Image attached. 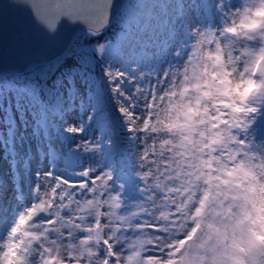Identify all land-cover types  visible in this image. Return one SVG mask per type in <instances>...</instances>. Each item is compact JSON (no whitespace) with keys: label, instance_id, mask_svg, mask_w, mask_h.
<instances>
[{"label":"snow or ice","instance_id":"1","mask_svg":"<svg viewBox=\"0 0 264 264\" xmlns=\"http://www.w3.org/2000/svg\"><path fill=\"white\" fill-rule=\"evenodd\" d=\"M9 3L15 7H29L36 22L49 36L56 35L62 19H66L71 24L84 23L88 34L95 36L107 25L113 0H9ZM246 3H248V0H246ZM231 7L230 0H187V2L186 0H176L177 19L181 22L188 21L189 29L196 24L211 25L217 18L224 16L227 9ZM239 15L238 23L234 21L231 27L224 29L225 32L231 33L236 38L229 41L230 45L235 44L241 37L255 39L256 35H259L261 39H264V0H251V5L245 7ZM198 16H211V19L196 22ZM201 35L205 34L202 33ZM209 42H214V38ZM215 42L217 44L216 54L201 57L205 61L204 71H199V64H197L193 67L191 75L188 74L187 69L185 72L186 80L197 81L193 87L198 95L190 97L185 102L183 97L188 90L183 89L180 92L181 100L178 103L173 102L171 99L169 101L166 127L170 131L177 130L181 133V144L178 145L183 149L178 153L181 156L186 155L187 148L192 143L191 133L196 130V124L205 122L203 117L208 109L201 110L197 107L202 98H211L214 102L223 104L224 107L230 109L229 118L223 122L230 126L240 127L243 130L244 138L237 141L240 145L245 146L248 134L251 132L253 139L259 134L261 147H264V108L248 105L249 98L264 102V47L259 50L249 47L238 49L240 55L235 57L232 56L230 51L228 60L225 61L222 58V49L219 42ZM80 47L81 41L73 37L69 49L66 50L67 54L52 61H40L38 72L18 71L11 78L6 74H0V108L4 109L5 115H7L10 102L12 107L15 108L17 103L23 104L25 98L29 95L37 98L54 95V103L59 102V109L55 113L57 116L78 108L77 97H79L82 90L81 85L91 75L84 65L76 61L73 56V52H79ZM95 50L97 57L101 56L104 52V45L97 43ZM176 55L178 58H182L180 50H177ZM242 57L247 58L244 60V71L240 73L238 80L233 79L231 78L232 73L226 70V65L235 64ZM208 60L212 61L214 71H208ZM77 69L80 71H76ZM257 76L259 77L258 80L256 79ZM82 77H87V79H82ZM103 77L111 94L115 111L119 113L120 122L123 127L127 125L128 138L130 141H134L137 139V137L131 135L135 130L134 124L142 122L145 130L148 128L149 121L152 118L151 109L156 104V93L164 87V81L168 78L167 73L164 74V80H161L159 85L152 82L148 83L147 87H145V84L137 82L135 77H131L128 72L119 68L113 71L110 65L103 71ZM156 80H160V76ZM129 82L132 85L131 91L124 87ZM202 88L203 90H201ZM14 89H19V93L13 91ZM17 95L20 96L19 101L16 99ZM171 95L175 97L176 94L172 93ZM221 97H227V102L219 99ZM161 100H163V97H161ZM141 104L146 105V108L142 109ZM96 111L95 104L90 106L85 113V121L92 120L96 115ZM217 112L220 114L219 108H217ZM44 115L47 117L49 114L45 113ZM197 116L202 118L196 120L195 117ZM207 119L216 120L218 116H209ZM212 127H215V125H212ZM63 131L69 136L79 137L84 128L81 124H67L64 125ZM38 133L44 149H37L35 154L36 167L31 169V172L34 174L36 181H39L43 174L45 181L48 183L47 186L37 183L36 190L39 191L42 187L52 186L53 183L55 186L52 188L49 199H42L39 203L33 202L31 206L25 207L15 217L14 223L7 232L6 240L3 244H0V248H2L0 250V264H28L27 257L33 250L32 245L34 242L44 241L47 244L57 245L58 250L57 240H50V234H57L62 239L72 240L74 235L72 228L79 229L81 222L86 219L82 215L72 216L73 206L77 205L78 210L82 213L89 212L94 206L93 201L90 199L87 204H82L78 197L85 193L89 196L96 195L97 189L101 190V199L111 192H117L118 195L113 197V203L108 208L101 206L100 211L106 212L107 216H101L99 220L95 221L94 226L85 229L87 232H93L94 230L96 232L97 250L94 253L89 252V264H97V261L92 259L93 256L102 258V264H109L110 260L119 264L120 257L114 250L112 243L118 229L111 227L102 229L101 225H111L113 221L109 220L108 217L117 216V210L120 207L119 199L126 189L125 181L121 180L118 175L121 171L112 164H105L96 168L81 166L78 171L69 173L66 169L52 163L56 155V149L50 140L47 119L39 126ZM203 135L204 133L201 132V136ZM232 139L235 140V137H232ZM104 142L113 151L116 150V145L111 138L106 137ZM211 142H220V137ZM97 147L98 144H93V140L81 138L69 145V151L88 153L95 151ZM205 147H210V144L205 145ZM42 151L45 160L44 166L40 165ZM38 166L43 168V173L39 171ZM203 166L211 167L208 161H200L196 167L200 169ZM260 167H264V165ZM218 171H222L228 178L221 179L220 176L212 177L209 175L207 182L211 183L215 179L224 185H233L240 190L233 196V199H242L245 205L250 204L252 207V211H246L245 213V220L251 225L248 229L250 235L247 244L248 251L252 254L256 251L257 241L264 244V235H257L255 229V226L259 223L260 232L264 233V215H261L260 207L264 205V184L258 185L255 183V176L250 167L244 164L232 168L223 166ZM102 181H105V183H101ZM243 181H247V184L245 185ZM77 189L82 191L78 192ZM139 191L144 190L140 189ZM219 194L217 193V195ZM20 198L21 196L18 195L17 199ZM109 208L112 210L109 211ZM65 210H67L69 219H65ZM199 211L200 209H197V212ZM253 212L256 213L255 216ZM40 213L45 215L37 222ZM128 219L125 216H118V221L121 223ZM149 227L155 229L156 226L149 225ZM104 231L112 232L113 235L100 239ZM192 231L195 232L196 228H193ZM184 242V240L180 241L181 244ZM85 243L87 241L81 240V244ZM40 248L43 253L49 254L47 257L42 256L44 264H65V262L58 259L57 255H52L53 249L46 247L45 243H41ZM102 248L108 250L107 254L102 251ZM82 259V256L79 260L76 257H68V261L73 262V264H79ZM129 264H131V259Z\"/></svg>","mask_w":264,"mask_h":264},{"label":"clouds","instance_id":"2","mask_svg":"<svg viewBox=\"0 0 264 264\" xmlns=\"http://www.w3.org/2000/svg\"><path fill=\"white\" fill-rule=\"evenodd\" d=\"M230 2L232 7L211 25L196 24L190 27L191 38L182 58L171 66H165L160 74V80L154 81L159 85L161 80H164V74L167 73L168 78L164 81V87L156 93V104L151 109L152 118L148 128L145 130L142 122L134 124L135 130L131 135L137 139L131 141L129 170L137 182L138 190L144 191H139L141 195L135 200L128 201L124 196L120 197L117 216L108 217L113 223L101 225L102 229L105 227L118 229L112 243L120 257L119 264H129L130 259L131 264H264V244L257 241L256 251L252 254L248 251L247 240L250 235L248 229L251 225L245 220V213L252 211L251 205H245L242 199H233V196L240 191L233 185H224L215 179L211 183L207 182L209 175L227 179L222 171H218L223 166L232 168L244 164L250 167L255 176V183L264 184V167H260L264 165V147H261L259 134L253 139L249 132L245 146L240 145L237 141L244 138L243 130L235 125L225 124L223 121L229 118L230 109L214 102L211 98H202L197 105L201 110L207 108L208 111L203 117L205 122L196 124V130L191 133L192 143L188 146L186 155H178L183 150L178 147L181 144V133L177 130L170 131L166 127L170 99L178 103L183 89L188 90L183 97L185 102L190 97L198 95L193 87L197 81L186 80L185 72L187 69L188 74L191 75L193 67L197 64H199L198 70L204 71L205 61L201 57L216 54L215 41L219 42L222 58L225 61L228 60L230 51L235 57L240 55L238 49L249 47L259 50L264 47V39L259 35H256L255 39L241 37L235 44H229L230 40L236 38L224 29L231 27L234 21L239 22V14L245 7L251 5V0H248V3L246 0H230ZM202 33L205 35H201ZM213 38L214 42H209ZM245 59L247 58L242 57L235 64L226 65V70L232 73L231 78L239 79L240 73L244 71ZM207 69L209 72L215 70L211 60L207 61ZM256 79L258 80L259 77L257 76ZM172 93L176 94L175 97H172ZM219 99L227 102L228 98ZM248 105L264 108V102L253 98H249ZM140 107L143 109L146 105L141 104ZM209 116H218V119L208 120ZM201 118V116L195 117L196 120ZM124 128L127 130V125ZM201 132L204 133L203 136ZM217 137H220V142H211ZM232 137H235V140ZM209 144L210 147H205ZM200 161L210 162L211 167L203 166L197 169L196 166ZM38 168L43 173V168L39 166ZM37 183L47 186L48 182L45 181L43 174L39 181L35 180L32 172L30 176L26 174L21 189L24 199L17 201L10 212L6 211L5 205L0 204V244L6 240L7 232L20 211L31 206L33 202L39 203L40 200L51 197L54 183L52 186L42 187L39 191L36 190ZM243 183L246 185L247 181ZM77 191L82 190L77 189ZM100 191L97 189V194L93 196L85 193L78 197L82 204H87L91 199L94 206L87 213L80 212L77 205L73 206L71 215H82L86 219L81 222L79 229L72 228L74 233L72 240L50 234V240H57L58 250L57 245L47 244L44 241L34 242L33 250L27 257L28 264H44L42 256L47 257L49 254L42 252L41 243L51 247L52 255H57L65 264H73L68 261L69 256L78 260L82 256L83 259L79 264H89V252L94 253L97 250L96 232L95 230L87 232L85 229L94 226L95 221L101 216H107L106 212L100 211L101 206L108 208L113 203V197L118 195L117 192H111L101 199ZM260 207L261 215H264V205ZM197 209L200 211L197 212ZM111 210L109 208V211ZM65 212V219H69L67 210ZM44 215L40 213L37 222ZM253 215L255 216L256 213L253 212ZM118 216L129 219L121 223L118 221ZM149 225L156 227L154 229ZM193 228H196L195 232L192 231ZM255 229L257 235H264L260 232L259 223ZM111 235L112 232L104 231L100 239ZM81 240L87 243L81 244ZM181 240L185 242L181 244ZM102 251L107 254L108 250L102 248ZM92 259L96 260L97 264H102V258L93 256ZM109 264L116 262L110 260Z\"/></svg>","mask_w":264,"mask_h":264},{"label":"rangeland","instance_id":"3","mask_svg":"<svg viewBox=\"0 0 264 264\" xmlns=\"http://www.w3.org/2000/svg\"><path fill=\"white\" fill-rule=\"evenodd\" d=\"M129 5L131 4L129 3ZM134 5L135 7L132 6L129 10L127 8L121 23L124 28L128 29L127 40L124 39L114 50L109 51V65H113V71L119 68L128 72L131 77H135L137 82L147 85L160 76L165 66H171L180 59L176 55L177 50H180L181 57L183 56L189 42V22H181L177 19L176 0H139ZM205 19L210 20L211 16H198L196 22ZM89 36L88 32L83 31L77 39L82 41V39ZM157 42L163 45V51H159L160 45ZM78 53L82 54L81 51ZM74 55L75 60H77L76 58H82V56H78L73 52ZM107 59L105 56L106 61ZM38 70V66H36L29 72H38ZM77 71L80 70L77 69ZM82 79H87V77H82ZM94 83L95 80L90 75L89 79L81 85L82 90L79 97H77L79 107L60 116L55 114L59 109V102L54 103V95L48 96V99L53 102L52 105L55 106L54 115L49 114L47 110L44 112V110L39 111L38 108L37 110L28 108L30 106L27 103L30 97H26L23 104L17 103L15 108L12 107L10 102L7 115H5L4 109L0 108V161L4 165V170L9 172L10 176L7 178L11 179H2L4 173L2 174V166L0 165V187L3 183L11 187L12 200L16 195L14 193H21L26 174L30 176L31 169L36 167L35 154L37 149H44L38 133L40 126L38 121L43 119H47L50 140L56 149L53 164L59 165L69 173L78 171L81 166L96 168L105 164H112L121 171L118 175L121 180L125 181L126 186L128 185L131 178L130 174L122 171V153H113L107 147L104 142L107 135L101 128L97 127V121L94 118L85 121V113L92 103L87 92L89 89L91 90V87L95 89ZM124 87L131 91V82L126 83ZM15 92L19 93V89ZM16 99L19 101L20 96L17 95ZM38 112L48 113L49 115L45 117L44 114L38 115ZM67 124H81L84 131L79 137L69 136L63 131L64 125ZM122 128V133L125 136L124 145L130 150L131 141L123 125ZM81 138L93 140V144H98L97 149L88 153L69 151V145ZM44 164L42 151L40 165L44 166ZM15 181L18 182V188L15 187ZM135 182L132 183L133 188L137 187V182L136 184ZM140 195L137 188L133 200L140 197ZM1 201L3 200L0 198V204ZM11 209L12 207L9 208L8 206L6 211L9 210L10 212Z\"/></svg>","mask_w":264,"mask_h":264},{"label":"water","instance_id":"4","mask_svg":"<svg viewBox=\"0 0 264 264\" xmlns=\"http://www.w3.org/2000/svg\"><path fill=\"white\" fill-rule=\"evenodd\" d=\"M124 2L113 0L109 21L103 29L109 26ZM85 29L84 23L71 24L62 19L56 35L49 36L29 7H15L9 0H0V74L25 71L30 65L55 59L68 48L73 37Z\"/></svg>","mask_w":264,"mask_h":264},{"label":"trees","instance_id":"5","mask_svg":"<svg viewBox=\"0 0 264 264\" xmlns=\"http://www.w3.org/2000/svg\"><path fill=\"white\" fill-rule=\"evenodd\" d=\"M136 1H139V0H126L123 8L119 12V14L116 16V18L112 21V24L109 26V28H107L104 32H102L98 35L92 36L88 39V44H89L91 50L93 51V55L97 59V62L99 64V71L96 68L95 62L92 59H90V57L88 55V50L85 47L81 46L85 57L80 59L79 63L82 65H85L84 67L86 69H88L90 74L95 75L94 78L96 80V85H97V88L99 90L97 92V94L99 95L98 100H97V106H98L99 116L101 117V125L102 126L104 124L108 125L107 131L109 132L110 138L114 142L118 141L117 136H116L115 126L118 127V133H119L118 138H119V140L125 139V136L122 135V133H121L123 131L122 130L123 128H122V124L120 122V117H119L118 112L115 111V108L113 106L111 94L108 91L106 84H105V80L103 77V71L105 69H107V67L110 63V56L108 55L109 51L114 50L117 45H120L123 42L124 39L127 40L128 29L124 28L123 24H121V23H122L123 17L125 16V12L127 11V8L129 10L130 8H132V6L135 7L134 4ZM144 1H146V0H144ZM129 3L131 5L128 6ZM97 43H102L104 45V52L99 57H97L96 50H95V45ZM157 44L162 46V44H160L159 42H157ZM105 56L108 58L107 61L105 60ZM74 57H75V55H74ZM103 83L105 85V88H106L105 91H106L107 96H108L107 100L108 101L110 100L111 106H112V108H114V118H115L114 123L111 121V118H110V115L108 112V106H107V103H106V100L104 97V90L102 88ZM119 149L121 150V152H123V154L125 156L124 157L125 158L124 166H125L126 172L129 174L130 173V170H129L130 169V167H129V165H130V156H129L130 150L128 149L127 146L122 145V144H120ZM130 177L133 178L132 175H130ZM134 182H135V179L129 182L130 186L126 192V193H128V196L126 198L128 201L133 200V198L135 196V192H136L137 187L131 188L132 183H134ZM135 184H136V182H135ZM136 186H137V184H136Z\"/></svg>","mask_w":264,"mask_h":264},{"label":"bare ground","instance_id":"6","mask_svg":"<svg viewBox=\"0 0 264 264\" xmlns=\"http://www.w3.org/2000/svg\"><path fill=\"white\" fill-rule=\"evenodd\" d=\"M0 165L2 166V174L4 173V177L2 179H8V180H11L10 178H7L9 177V172L7 170H4V165L2 163V161H0ZM9 182V181H8ZM15 184L18 185V182L15 181ZM17 187V186H15ZM11 187L9 185H5V183H3L0 187V198L3 200L1 201V204L5 205L6 208L9 206V208L13 207L16 202L18 201L17 197H18V194H17V197H13L14 200H12L11 198V193H12V190L10 189ZM18 188V187H17ZM15 194V193H14ZM20 196V194H19ZM21 197L24 199V197L21 195ZM20 200V199H19ZM9 211V210H8ZM11 211V210H10Z\"/></svg>","mask_w":264,"mask_h":264}]
</instances>
